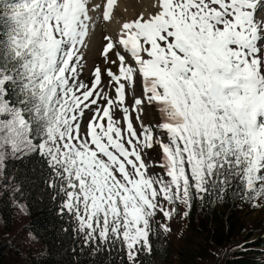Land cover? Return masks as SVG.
I'll return each mask as SVG.
<instances>
[{
	"label": "snow or ice",
	"instance_id": "6c2138e0",
	"mask_svg": "<svg viewBox=\"0 0 264 264\" xmlns=\"http://www.w3.org/2000/svg\"><path fill=\"white\" fill-rule=\"evenodd\" d=\"M116 3L106 0L104 21ZM155 7L123 22L117 40L104 37L106 62L118 47L133 61L115 51L112 97L99 67L91 86L80 80L99 4L0 0V171L9 154L38 155L60 181L61 210L76 217L86 240L120 241L133 264L152 250L157 213L170 220L177 211L162 201L190 209L194 194L222 196L234 183L244 198L264 197V23L256 18L264 2L157 0ZM146 107L158 109L167 142L143 123ZM156 145L164 175L149 176L142 152Z\"/></svg>",
	"mask_w": 264,
	"mask_h": 264
},
{
	"label": "trees",
	"instance_id": "16d2710c",
	"mask_svg": "<svg viewBox=\"0 0 264 264\" xmlns=\"http://www.w3.org/2000/svg\"><path fill=\"white\" fill-rule=\"evenodd\" d=\"M243 191H237L234 183L222 196L204 194L201 199L194 194L188 216L192 231L204 236L201 248L196 252L179 249L157 230L149 237L151 252L140 251L135 264H211L218 263L217 258L219 264H264L263 213L250 223L240 217L242 208L257 211L263 207L264 197L251 200L242 196ZM65 199L59 179L38 155L6 160L0 184L2 218L9 224L15 215V202L25 203L29 227L45 247L27 264H133L120 241H87L76 217L61 210ZM257 202L261 206L253 207ZM5 247L0 238V264L6 257Z\"/></svg>",
	"mask_w": 264,
	"mask_h": 264
},
{
	"label": "rangeland",
	"instance_id": "374dc122",
	"mask_svg": "<svg viewBox=\"0 0 264 264\" xmlns=\"http://www.w3.org/2000/svg\"><path fill=\"white\" fill-rule=\"evenodd\" d=\"M104 1L106 2V0H92V3L99 4L100 8L97 11H93L94 13L91 12L94 23L91 26L90 35L86 41L87 47L82 49L83 61L81 65L80 80L91 86V82L94 79V69L99 67L102 73L101 87H103L110 96L115 97L114 88H110L109 86L110 78L107 75V70L110 68L114 73L118 74L119 61L115 55V51L119 50L116 49L113 51V53H109L108 62H106L105 57L102 55L103 48L107 43L104 37L110 36L113 40H117L119 35L118 27L120 23L135 19L140 14H143L144 16L153 14L156 11L155 4L157 0H117L113 10V19L107 22L103 20V7L105 5ZM118 1L124 4V11L120 9ZM262 2H264V0H262ZM126 10L127 13H125ZM261 17H264V13H260V15L256 17L257 21L259 23H264V19H261ZM88 50L91 52L88 53ZM122 53L126 56V60L129 63L133 62L130 58V54L124 51ZM111 61H117L116 65L111 63ZM140 92L141 87L138 81L135 88V93L137 96H139ZM100 103L104 104L106 102L102 100ZM127 103L129 105L132 103L131 89L128 91ZM91 116V112L85 113L83 118L85 126L87 125V122ZM120 116L121 113L117 111L116 118L119 119ZM133 119L134 126L139 133L141 131L139 122L135 121L134 116ZM142 120L146 126L150 125L153 127L154 134L158 139H163L164 142H167L166 135H163L162 130L157 127V125L161 122L158 109L146 107L142 114ZM10 157L11 155L9 154L8 158ZM142 158L147 165L149 176L164 175V169L159 167V164L162 163L163 160V153L158 145L154 146L152 149H145L142 152ZM165 179H167L166 175ZM2 180L3 170L0 171V184L2 183ZM162 203L167 209L176 207L177 211L172 214V218L170 220L166 219L162 213L158 212L156 217L151 222V233L161 230L163 236L169 239L174 244V246H177L182 250H185L186 248H192L193 252H196L199 247V242L203 240L204 236L198 237L191 229L189 216H183V213L185 211H189V208H187V206L184 204L169 205L166 201H162ZM15 205V215L9 224L5 223L0 213V238L6 245V257L3 264H27L29 258L32 255L40 256L45 250L44 245L37 239L29 227L30 215L26 204L15 202ZM256 205L261 206V203L257 202ZM240 210V217L243 219V221H247L248 223L253 222L254 218L258 219L262 213V216H264V206L257 211H252L249 207L242 208ZM161 225H167V227L170 228V231H164ZM256 237L257 235L253 236L254 239H256ZM200 248L201 247H199V249ZM220 253H222V251H220ZM217 260L218 263L212 262L211 264H219L220 259L217 258Z\"/></svg>",
	"mask_w": 264,
	"mask_h": 264
},
{
	"label": "bare ground",
	"instance_id": "6f19581e",
	"mask_svg": "<svg viewBox=\"0 0 264 264\" xmlns=\"http://www.w3.org/2000/svg\"><path fill=\"white\" fill-rule=\"evenodd\" d=\"M105 2V1H104ZM119 2V1H118ZM106 3V2H105ZM97 4V3H96ZM119 6H120V9H122L123 11H124V7H123V5L124 4H122V2H119V4H118ZM125 9H126V7H125ZM146 10V9H145ZM98 12H100V11H98ZM94 13V12H93ZM125 13H127V10H126V12ZM97 14V13H96ZM94 15V14H93ZM95 18V17H94ZM97 20V19H96ZM119 20V19H118ZM114 21V20H113ZM96 22V21H95ZM112 22V21H111ZM94 23V22H93ZM123 23V22H122ZM122 23H120V25L122 24ZM116 24V23H115ZM120 25H119V27H118V29L120 30ZM118 26V25H117ZM111 27V26H110ZM116 28V27H115ZM94 31V30H93ZM118 31V30H117ZM117 50H119V51H121V53L123 52V49L122 48H117ZM91 51H89L88 50V53H90ZM111 53V52H110ZM113 53V52H112ZM123 54V53H122ZM129 59V58H128ZM116 65V64H115ZM118 65V64H117Z\"/></svg>",
	"mask_w": 264,
	"mask_h": 264
}]
</instances>
